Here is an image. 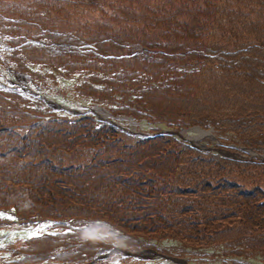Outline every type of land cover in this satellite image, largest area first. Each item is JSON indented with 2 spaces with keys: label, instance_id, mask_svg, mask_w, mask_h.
<instances>
[{
  "label": "trees",
  "instance_id": "16d2710c",
  "mask_svg": "<svg viewBox=\"0 0 264 264\" xmlns=\"http://www.w3.org/2000/svg\"><path fill=\"white\" fill-rule=\"evenodd\" d=\"M128 1L90 0V5H83L75 0H0V31L24 38L13 41L19 43L14 46L18 50L10 57L20 68L26 69L23 58L28 57L73 68L89 62L111 71L128 69L141 60L124 54V44L140 41L148 48H158L155 57L165 66L177 67L187 61L200 65L203 76L206 72L246 75L245 79L263 86L264 93V14L253 16V21L258 19L252 29L241 26L234 38L221 28L219 37H212L211 31L204 36L196 30L195 19L188 21L189 5H177L190 0H156L152 7L139 6V0H133V5ZM226 2L236 1H220L222 10ZM236 5L230 10L240 21ZM90 12L97 17L90 18ZM170 12L177 16L185 38L162 36L168 40L155 43L146 27L136 25L139 20L157 27ZM221 13L212 21L217 28ZM167 22L158 30L168 32ZM257 27L260 30L251 33ZM81 43L93 44L96 52L80 50L76 44ZM31 74L42 78L40 73ZM176 79L172 77L170 83ZM86 87L84 83L80 88L83 94H88ZM4 95L0 92L1 211L14 209L25 221L107 217L125 234L128 230L138 236L160 234L188 245L245 243L264 251V163L227 160L162 136L134 138L110 125L95 126L88 116L77 121L46 120L39 117L46 116V111L30 112L17 105L19 97ZM13 97L18 98L15 103ZM259 100L264 102L263 97ZM255 105L235 112L237 119L232 122L228 113L218 119L221 125L235 124L230 128L242 136L245 146L264 148V108ZM58 237L61 241L64 235Z\"/></svg>",
  "mask_w": 264,
  "mask_h": 264
},
{
  "label": "rangeland",
  "instance_id": "374dc122",
  "mask_svg": "<svg viewBox=\"0 0 264 264\" xmlns=\"http://www.w3.org/2000/svg\"><path fill=\"white\" fill-rule=\"evenodd\" d=\"M155 1L139 0L138 4L152 7ZM169 1L174 3L175 0ZM220 1L222 0H206L204 4L202 0H190L188 4H175L181 7L189 5L188 21L195 19L196 30L200 29L204 36L205 32L211 31L212 37H219L218 29L221 28L229 30L230 37L234 38L242 30L241 26L247 30L252 29L254 21L258 19L253 21V16L264 14V0H235L231 4L226 2L221 4L223 10ZM75 3L91 4L90 0H75ZM128 4L136 3L130 0ZM233 4H237L233 7L240 11V21H236V15L230 10L233 9ZM219 12L223 13V18L217 28L212 21L215 22ZM229 14L231 16H227ZM77 16L80 17L79 14ZM88 16L95 18L97 14L90 12ZM172 16L171 12L165 14L157 27L152 28L139 20L136 25L146 27L147 35L155 43L167 41L173 35L185 38L179 30L177 16ZM248 16L250 19H247ZM171 17L172 23H168ZM166 22L170 25L168 32L159 31ZM79 23H84L83 17ZM258 29L259 27L253 29L251 33H256L254 30ZM18 33L14 34L20 35ZM71 34L69 33V37H72ZM162 36L168 39H162ZM23 40L21 36L14 37L0 31V83L3 81L8 86V91L6 88L1 92L7 98L19 97L20 102L17 97L12 100L14 103L17 101L19 107L31 109L30 112L46 111V116L39 115L46 120L57 117L77 121L88 116L94 120L95 126L110 125L134 138L162 136L227 160L264 163L262 146H245L242 136L230 128L235 127V124L221 125L218 119H223V114L228 113L226 115H231L227 117L232 122L237 119L235 112L248 110L258 103L262 104L260 108H264V102L259 100L264 98L261 91L263 86L260 88L259 84L250 81L248 77L250 80L245 79L246 75L227 74V78V75L221 76L217 72H206L203 76L200 65L187 61L177 67L165 66L155 57L160 51L158 48H148L139 41L125 43L124 54L139 58L141 62L130 64L128 69L120 67L115 71L109 70L105 65L103 69L101 65L89 62L73 68L24 57L23 65L29 66V70L33 66L34 69L45 71L42 78H27L29 82L26 84L16 81L21 78L26 81L23 77H27L31 70L30 73L27 72L25 68H20L16 60L10 58L18 50L14 46L19 43L13 44V41ZM76 45L80 50L96 52L93 44ZM245 70L243 67L242 71ZM157 72L161 77H156ZM174 76L177 79L170 83ZM11 81L19 83L20 87H26V91L14 89L10 85ZM129 81L131 83H127ZM84 83L89 85L85 88L88 94L81 92L80 88ZM44 98L66 107L56 109L46 103ZM119 228L107 217L88 220L81 216H67L25 221L20 219L14 209L0 210V264H264V251L251 249L245 243L188 245L170 236H144L142 233L138 236L130 230L125 234ZM61 235L64 238L57 241ZM35 255L36 260H31Z\"/></svg>",
  "mask_w": 264,
  "mask_h": 264
},
{
  "label": "bare ground",
  "instance_id": "6f19581e",
  "mask_svg": "<svg viewBox=\"0 0 264 264\" xmlns=\"http://www.w3.org/2000/svg\"><path fill=\"white\" fill-rule=\"evenodd\" d=\"M12 82V81H11ZM10 82V85H12L13 86V88L14 89H16V88H19V89H23V87H20V85L18 84V85H13L12 83ZM0 85H2L3 87H5V88H7L8 89V86H5V85H3V84H1L0 83ZM16 90H18V89H16ZM20 91V90H19ZM44 100L46 101V103H49V104H51V105H53L56 109H62V108H65L66 106H62V105H59L56 101H54V100H51V99H49V98H44ZM101 110V109H100ZM100 110H98V112L100 111ZM72 111H76V110H72ZM202 133L203 134H206L205 132H203L202 131ZM1 235H2V233H0V237H1Z\"/></svg>",
  "mask_w": 264,
  "mask_h": 264
}]
</instances>
